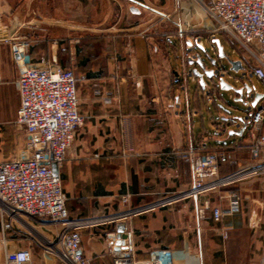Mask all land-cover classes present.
<instances>
[{
  "label": "crops",
  "instance_id": "crops-1",
  "mask_svg": "<svg viewBox=\"0 0 264 264\" xmlns=\"http://www.w3.org/2000/svg\"><path fill=\"white\" fill-rule=\"evenodd\" d=\"M207 4L0 0V162L16 157L25 145L24 129L15 123L19 97L13 53L25 44L26 63L55 61L78 78L77 108L84 122L56 167L70 218L111 215L182 193L193 181L196 155L219 150L228 157L219 166V179L264 165V149L258 159L250 158L247 131L251 114L264 105V90L244 86L235 93L253 105L238 124L219 102V87H200L192 75L198 69L192 62L204 52L201 37L215 33L195 29L206 24ZM185 51L192 60L184 59ZM246 63L251 72L254 62ZM258 134L264 136V122ZM226 192L239 197L238 212L219 223L199 220L196 203L187 199L114 227L81 230L82 254L88 264H113L104 233H119L125 224L133 232L134 264H264V172L203 199L226 209L228 202L218 199ZM124 195L130 197L128 206L120 202ZM6 220L0 217V227ZM63 231L49 218L20 216L12 229L0 231V264L4 252L18 250L30 253V264H63L55 252L45 251Z\"/></svg>",
  "mask_w": 264,
  "mask_h": 264
},
{
  "label": "built area",
  "instance_id": "built-area-1",
  "mask_svg": "<svg viewBox=\"0 0 264 264\" xmlns=\"http://www.w3.org/2000/svg\"><path fill=\"white\" fill-rule=\"evenodd\" d=\"M207 14L216 20V30L222 32L243 48L253 51L252 74L264 87V0H208ZM201 45V44H200ZM25 44L14 47L18 67L17 91L19 107L15 123L24 129V148L12 159L0 162V217L7 220L1 223L0 231L12 229L13 222L20 216L49 218L60 222L64 231L56 243L45 248L46 252L56 253L63 264H88L82 254L80 231L89 227L115 226L125 223L133 216L155 209L167 208L177 202L190 199L196 203L199 220L210 219L219 223L222 218L238 212L239 197L233 192L218 195L219 200L228 202L226 209L212 205L203 199L221 187L242 178L264 172V165L250 166L240 172L219 179V166L228 161L221 151L196 155L191 161L193 181L188 190L164 197L148 205L127 208L125 211L96 218H70L65 205L59 175L53 174L64 162L72 146L77 130L83 125V117L77 108V76L73 70L63 69L55 61L41 58L35 64L25 61ZM250 51V52H251ZM185 60H192L188 51ZM110 94L104 98L109 103ZM264 122V105L256 108L248 122L249 155L252 160L259 158L264 149V136L258 132ZM129 195L120 202L128 206ZM119 239L116 229L104 233V244L112 257L113 264H134L133 232L123 225ZM122 244H119V243ZM60 249L57 250L56 246ZM123 247V255L117 251ZM28 251L4 252L3 264H30Z\"/></svg>",
  "mask_w": 264,
  "mask_h": 264
},
{
  "label": "rangeland",
  "instance_id": "rangeland-1",
  "mask_svg": "<svg viewBox=\"0 0 264 264\" xmlns=\"http://www.w3.org/2000/svg\"><path fill=\"white\" fill-rule=\"evenodd\" d=\"M205 25L197 26L199 31L204 34L208 32H215L210 37H201L203 41V51H201L200 58L203 63L208 66L209 71H213V75L216 79L222 81L224 85L232 88L234 91H239L240 88H244V86L248 88H254L257 92H262L264 87L260 81H258L255 76L248 72L247 70V62L253 64L254 59L251 55L254 53L253 51L245 49L241 47L236 40L231 39V37L226 34L216 30V20L209 16L207 13H204ZM212 26V28L210 27ZM221 48L222 57L219 58V52L217 50V44ZM251 51V52H250ZM215 61V65L211 64V61ZM239 63L241 67L240 70H232V64ZM237 68V66H236ZM243 79V82L240 79ZM204 81H207L205 77H203ZM220 89V88H219ZM232 90L220 89V99L219 102H225L224 106L228 108L231 113L232 118L235 120H239L237 123L240 124L241 118H248L250 112L253 109L252 103L246 105L247 101L246 97L243 95V99L238 101L239 97H236L235 92ZM253 100V97H250V100ZM250 102V101H249ZM219 103V104H220ZM214 110L213 106L211 107Z\"/></svg>",
  "mask_w": 264,
  "mask_h": 264
},
{
  "label": "water",
  "instance_id": "water-1",
  "mask_svg": "<svg viewBox=\"0 0 264 264\" xmlns=\"http://www.w3.org/2000/svg\"><path fill=\"white\" fill-rule=\"evenodd\" d=\"M216 44H217V42H216ZM217 50L219 52L218 56H219V58H221L222 57V53H221V48L219 47V45L217 46ZM192 63H194L198 67V69H194L192 71V75L197 78L198 84H199L200 87H204V86H211V87L212 86H218L220 89H226L224 87V84L222 83V81H220V80H218V79H216L214 77L212 70L209 71L208 69H205L206 65L203 63V61L200 58L196 59V61H193ZM211 64L215 65V61L214 60L211 61ZM236 66H239V63H233L232 66H231L232 70L236 71L237 70ZM203 77H205L207 79V81H204ZM229 90L234 91L230 87H229ZM234 92L235 93L236 92L241 93L242 91L241 90H239V91L237 90V91H234ZM239 101H241V99H239ZM52 171H53V174L57 175V168H56L55 165L52 166ZM121 232H122V227L119 229V235H118L119 239H123L124 238V236L121 234ZM119 244H122V243L120 242Z\"/></svg>",
  "mask_w": 264,
  "mask_h": 264
}]
</instances>
